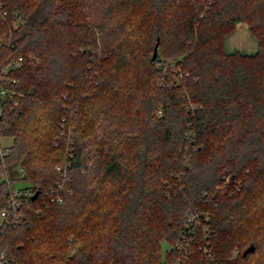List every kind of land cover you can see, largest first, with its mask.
Masks as SVG:
<instances>
[{
	"label": "trees",
	"instance_id": "obj_1",
	"mask_svg": "<svg viewBox=\"0 0 264 264\" xmlns=\"http://www.w3.org/2000/svg\"><path fill=\"white\" fill-rule=\"evenodd\" d=\"M89 9L0 0V68L24 58L0 115V211L14 189L39 191L17 225L0 219L8 264H264V0ZM239 23L255 52H226ZM61 161L72 194L55 205Z\"/></svg>",
	"mask_w": 264,
	"mask_h": 264
},
{
	"label": "built area",
	"instance_id": "obj_2",
	"mask_svg": "<svg viewBox=\"0 0 264 264\" xmlns=\"http://www.w3.org/2000/svg\"><path fill=\"white\" fill-rule=\"evenodd\" d=\"M2 16L6 14L5 11L0 13ZM24 58L23 56H18L10 60L4 67L0 68V115L2 114V104L7 99V95L10 91L9 85L14 82V79L9 75L11 69H16L21 66ZM61 130L60 133L65 134V125L64 118L61 121ZM1 152V150H0ZM56 172L59 174V180L56 184L51 187L48 191L44 193L47 203L61 205L64 203L65 198L72 194V188L69 186L71 181V171L72 164L69 161H64L63 163L57 164L55 166ZM21 175L24 174L22 168L19 169ZM34 194L33 189L30 187L16 188L13 190V193L6 201V208L0 211V219L9 220L12 225H17L22 217V210L19 209L21 206L22 200L32 197ZM40 209L37 210L39 212ZM188 224L195 222L194 215H189L187 218ZM192 238L189 241L186 240L185 245L179 247L180 249H187L191 243ZM238 253L237 249H234L231 252L230 257H235ZM8 257L6 253L0 250V264H8Z\"/></svg>",
	"mask_w": 264,
	"mask_h": 264
},
{
	"label": "rangeland",
	"instance_id": "obj_3",
	"mask_svg": "<svg viewBox=\"0 0 264 264\" xmlns=\"http://www.w3.org/2000/svg\"><path fill=\"white\" fill-rule=\"evenodd\" d=\"M88 3L90 4V9H89V19L91 18H96L98 19L99 16L104 12L106 6L108 5V3H110L111 0H87ZM254 43H256L255 38L253 37V35L249 32V29L247 27L246 24L244 23H239L235 30L233 31V33H231L229 35V37H227L226 40V50L227 52H231V51H240L243 53H253L255 52V48L256 46H254ZM244 44V45H243ZM253 45V47H255L253 50L250 49V45ZM243 45V47H242ZM75 110H72V113L74 114ZM72 126V125H71ZM70 125L68 127H66V129H64L65 131V136H63L60 132L58 133V137L59 139L62 138V140H64V144L66 145V142L69 141V135L71 136L73 133V130L71 131L72 127ZM103 127L101 125H98L97 131L98 134H101ZM62 136V137H61ZM93 139V138H92ZM90 139V142L87 143V148L86 149H93L94 148V140ZM11 143V137L9 136H4L0 138V145L3 146H7ZM92 161L94 160H88V165H90L92 163ZM64 161H61L57 164L63 163ZM71 177H72V171H71ZM229 180V178L226 176L225 178V182H227ZM91 181V179H90ZM18 186H25V182L24 181H19L18 182ZM182 237L184 238H180V240L177 242L178 246L181 247L183 245H185L186 243V238L187 237L185 234L182 235ZM194 242V240H193ZM170 249L169 244H166L165 242L162 243V258L165 255V252L167 250ZM6 253L7 252L5 250H2Z\"/></svg>",
	"mask_w": 264,
	"mask_h": 264
},
{
	"label": "water",
	"instance_id": "obj_4",
	"mask_svg": "<svg viewBox=\"0 0 264 264\" xmlns=\"http://www.w3.org/2000/svg\"><path fill=\"white\" fill-rule=\"evenodd\" d=\"M157 47H158V42H156V44L154 45V49H153V55H152V58H155L156 55H157ZM39 194V191H36L33 196L31 197L32 200H34ZM252 248H248L245 250L244 254L251 251Z\"/></svg>",
	"mask_w": 264,
	"mask_h": 264
},
{
	"label": "crops",
	"instance_id": "obj_5",
	"mask_svg": "<svg viewBox=\"0 0 264 264\" xmlns=\"http://www.w3.org/2000/svg\"><path fill=\"white\" fill-rule=\"evenodd\" d=\"M250 32V31H249ZM233 33V32H232ZM251 33V32H250ZM230 35V34H229ZM229 35L227 36V37H229ZM227 37L225 38V40H224V48L226 47V40H227ZM254 37V36H253ZM256 40V39H255ZM244 45V44H243ZM243 45H242V47H243ZM254 46H256L257 47V41H256V43H254ZM255 47H253V45L251 44L250 45V49H254ZM256 49V48H255ZM225 50H226V48H225ZM226 52H227V50H226ZM231 52H235V51H231ZM238 52H240V51H238ZM241 53H243V52H241ZM244 54H248V53H244Z\"/></svg>",
	"mask_w": 264,
	"mask_h": 264
}]
</instances>
